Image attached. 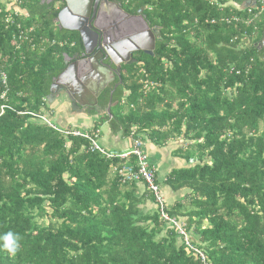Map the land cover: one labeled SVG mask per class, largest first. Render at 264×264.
<instances>
[{
	"label": "trees",
	"instance_id": "1",
	"mask_svg": "<svg viewBox=\"0 0 264 264\" xmlns=\"http://www.w3.org/2000/svg\"><path fill=\"white\" fill-rule=\"evenodd\" d=\"M246 1L223 9L207 0H136L165 37L142 74L161 87L146 93L128 80L116 105L123 110L94 125L108 121L124 137L136 128L158 146L177 136L192 141L175 150L182 159L164 181L157 178L164 198L165 189L174 194L164 210L175 224L143 182L122 181L116 169L126 160L91 151L88 139L55 124L51 85L76 51L69 44L79 42L54 25L59 10L44 0H0L8 77L4 98L0 83V234L21 237L16 254L0 248V264H264V17L220 23L233 7L247 16ZM13 7L28 17L7 23ZM18 24L34 26V49L18 48Z\"/></svg>",
	"mask_w": 264,
	"mask_h": 264
},
{
	"label": "flooded vegetation",
	"instance_id": "2",
	"mask_svg": "<svg viewBox=\"0 0 264 264\" xmlns=\"http://www.w3.org/2000/svg\"><path fill=\"white\" fill-rule=\"evenodd\" d=\"M135 1H76L74 17L66 22L71 27L87 28L95 36L89 40L90 53H86L79 30H67L61 24L57 25L58 17L55 19L58 30L74 33L79 42L69 44L76 51L69 55L70 60L64 59V67L53 80V87L51 85L49 106L54 107V114L66 108L80 117L95 116L100 120L105 117L110 101L111 108L117 105L118 94L124 91L128 80L139 82L142 74L145 75L144 60L154 55L158 43L164 42L165 37L161 28L148 18L146 8L138 7ZM44 2L59 12L67 6L65 0ZM147 32L155 37L152 50ZM109 50L115 52L113 57L108 55ZM164 65V68L168 67V63ZM68 68L71 71L67 72ZM65 72L68 75L63 76ZM143 137L146 136L143 134Z\"/></svg>",
	"mask_w": 264,
	"mask_h": 264
},
{
	"label": "built area",
	"instance_id": "3",
	"mask_svg": "<svg viewBox=\"0 0 264 264\" xmlns=\"http://www.w3.org/2000/svg\"><path fill=\"white\" fill-rule=\"evenodd\" d=\"M6 5L8 2L6 0H3ZM124 3H130L135 0H122ZM209 3L213 5H217L220 8L224 9V6H226V2L228 0H207ZM15 2H18V0H10V3L12 4ZM225 4V5H224ZM222 9V10H223ZM235 7L230 9L229 15H223L220 17V23L222 24H238L240 22L250 25L255 20H260L264 17V0H256L254 5L246 6L244 5L245 11H247V16L241 17L239 14L234 13ZM15 17H20L22 20H25L28 16L26 13H24L22 10H20L17 7L10 8L8 10V13L6 15V22L12 23ZM213 23H216L215 20L212 21ZM256 29V27H254ZM34 32L35 28L34 26L30 27H23L21 24H18L17 26V32L15 36V41L17 43L18 48L21 47V45L24 42H28L31 45V49L35 48L34 44ZM237 40V37H234L231 42L235 43ZM43 43H46V40H42ZM67 44L66 41H60L59 45ZM64 44V45H65ZM42 50L46 49V47L42 46ZM231 71H234V66L230 67ZM145 73V72H144ZM147 75V74H145ZM0 83L4 87V91L1 95L2 98L5 97L7 91H8V77L5 70L0 68ZM142 86L143 92L148 93L151 87H161V84L157 82H153L149 79L141 78L138 82ZM6 106L1 107V112H3V109ZM42 120L47 122L48 125L53 126L56 129V126L53 125L51 121H49L45 116H40ZM136 128H134V131L129 135L132 146L129 149H126L124 151H109L98 142V139L100 138V129H94L92 132H83L81 130H72L69 128H62L61 131L66 135H74V136H81L90 141V150L91 151H97L100 152L103 156H106L107 158H121L124 161L126 160V163L122 166L120 169H116L119 174H121L122 181L123 182H143L146 189L150 190L154 193L156 196L157 202L160 204V211H161V217L166 220L170 221L171 223H175L176 221L172 218H170L167 214V212L164 210L165 206V198L163 197L161 193V187L160 184L157 183V170L156 167L153 166L150 161L147 154V151L144 148V142L145 138L143 136H139L135 134ZM131 157H135L134 160H131ZM179 233L181 235L187 236L186 230L182 227H179ZM187 239V238H186Z\"/></svg>",
	"mask_w": 264,
	"mask_h": 264
},
{
	"label": "crops",
	"instance_id": "4",
	"mask_svg": "<svg viewBox=\"0 0 264 264\" xmlns=\"http://www.w3.org/2000/svg\"><path fill=\"white\" fill-rule=\"evenodd\" d=\"M53 108L51 109V112L53 111L51 113L53 114V119L55 123L62 128H73L75 130H81L84 128V131L86 132H92L94 129H100V135L102 136V127L105 125L107 127V134L103 138L101 146L109 151H124L132 146V141L129 136L124 137L121 134H113L111 132L108 121L100 125V128H95L94 125L99 122V119L95 116L80 117L79 115L69 113L66 108L63 109V112L58 111L57 114H54L55 112ZM77 126H82V128H78ZM191 142V140L183 138L182 136L170 139L166 144H163V146H158L145 140L144 148L147 151L150 163L156 167L157 178L160 181H164L172 168L178 165L179 159H182L181 155L177 154L175 150L178 148H187L189 147V144L191 145ZM160 177H162V179H160ZM139 187L142 189L144 186L139 184ZM164 192L167 198L170 197V201L174 199H172L174 194L169 191V189H165Z\"/></svg>",
	"mask_w": 264,
	"mask_h": 264
},
{
	"label": "water",
	"instance_id": "5",
	"mask_svg": "<svg viewBox=\"0 0 264 264\" xmlns=\"http://www.w3.org/2000/svg\"><path fill=\"white\" fill-rule=\"evenodd\" d=\"M65 1L67 2V6H66L62 11L59 12V14H58V23H57V25L61 24L65 29H67V30H71V31H72V30H79V32L81 33V38H82L83 43H84L85 48H86V53H90L91 51H90V49H89V40H91L92 37L95 38V36H93V35L91 34V32H90L87 28L80 29V28H77V27H71L69 24H67L66 21H67L68 19L74 17V12H75L74 4L77 3V2H76L77 0H65ZM255 2H256V0H247L246 3H245V5H246V6H251V5H254ZM87 13H88V12H87ZM147 33H148V32H147ZM148 34H149V37H150L151 50H152V49L154 48V46H155V37H154L153 34H151V32L148 33ZM260 48H261V49L264 48V39H263L262 42L260 43ZM151 53H152V52H151ZM114 54H115L114 51L109 50L108 55H110V57H113ZM68 59L70 60L71 57H70L69 55H66V57H65V61H67ZM69 68H70V67H69ZM69 68H68V71H67V72L71 71V69H69ZM84 69H85V68H84ZM67 72H65V73L63 74V76L68 75ZM52 87H53V85H52ZM52 91H53V89H51V92H52ZM111 106H112V103H111V101H110V102H109V105H108V111H110Z\"/></svg>",
	"mask_w": 264,
	"mask_h": 264
},
{
	"label": "clouds",
	"instance_id": "6",
	"mask_svg": "<svg viewBox=\"0 0 264 264\" xmlns=\"http://www.w3.org/2000/svg\"><path fill=\"white\" fill-rule=\"evenodd\" d=\"M20 241V235L15 232L8 231L0 234V248H3L11 255H14L19 251Z\"/></svg>",
	"mask_w": 264,
	"mask_h": 264
},
{
	"label": "rangeland",
	"instance_id": "7",
	"mask_svg": "<svg viewBox=\"0 0 264 264\" xmlns=\"http://www.w3.org/2000/svg\"><path fill=\"white\" fill-rule=\"evenodd\" d=\"M6 2H10V0H6ZM123 108V107H122ZM122 108H120V109H122ZM112 111L114 112V113H118L119 112V107H117V106H113L112 108ZM123 110V109H122ZM56 124V123H55ZM78 128H82V126H77ZM77 127H74V128H77ZM82 131H84L85 129L83 128V129H81ZM102 130H103V133H102V136L100 135V138L98 139V142L100 143V144H102L103 143V138L106 136V134H107V127L105 126V125H103V127H102ZM84 132H86V131H84ZM178 137V136H177ZM176 137V138H177ZM160 179H162V177H160ZM161 182H163L162 180H161ZM165 199H166V197H165ZM169 203V202H168ZM153 206V205H152ZM154 207V206H153Z\"/></svg>",
	"mask_w": 264,
	"mask_h": 264
}]
</instances>
